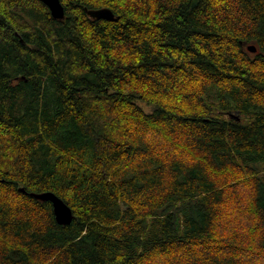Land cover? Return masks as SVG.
Masks as SVG:
<instances>
[{
  "label": "trees",
  "instance_id": "obj_1",
  "mask_svg": "<svg viewBox=\"0 0 264 264\" xmlns=\"http://www.w3.org/2000/svg\"><path fill=\"white\" fill-rule=\"evenodd\" d=\"M61 2L0 0V264H264V0Z\"/></svg>",
  "mask_w": 264,
  "mask_h": 264
},
{
  "label": "water",
  "instance_id": "obj_2",
  "mask_svg": "<svg viewBox=\"0 0 264 264\" xmlns=\"http://www.w3.org/2000/svg\"><path fill=\"white\" fill-rule=\"evenodd\" d=\"M50 9L52 15L56 19H62L65 17V9L61 0H41ZM88 14L97 19H114L115 13L109 7H101L95 9H87ZM248 49L252 52L257 50V47L252 44L248 46ZM239 119V117H237ZM24 190V188H22ZM35 197L42 200H49L53 203L54 213L57 221L60 224H69L73 219L72 208L57 194L54 192H44L40 194H34Z\"/></svg>",
  "mask_w": 264,
  "mask_h": 264
},
{
  "label": "rangeland",
  "instance_id": "obj_3",
  "mask_svg": "<svg viewBox=\"0 0 264 264\" xmlns=\"http://www.w3.org/2000/svg\"><path fill=\"white\" fill-rule=\"evenodd\" d=\"M143 104V106L146 108V109H150V107H147L144 103H142Z\"/></svg>",
  "mask_w": 264,
  "mask_h": 264
},
{
  "label": "bare ground",
  "instance_id": "obj_4",
  "mask_svg": "<svg viewBox=\"0 0 264 264\" xmlns=\"http://www.w3.org/2000/svg\"><path fill=\"white\" fill-rule=\"evenodd\" d=\"M34 194H40V193H32V195H34ZM35 196V195H34ZM37 198V197H36Z\"/></svg>",
  "mask_w": 264,
  "mask_h": 264
}]
</instances>
